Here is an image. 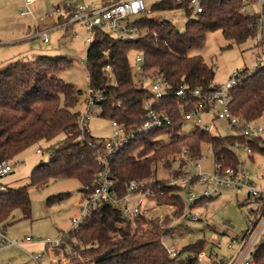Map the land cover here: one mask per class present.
Masks as SVG:
<instances>
[{
	"label": "trees",
	"instance_id": "1",
	"mask_svg": "<svg viewBox=\"0 0 264 264\" xmlns=\"http://www.w3.org/2000/svg\"><path fill=\"white\" fill-rule=\"evenodd\" d=\"M109 1L112 0L102 3ZM181 6L174 0L151 4V8L159 11ZM241 6V0H205L200 13L192 15L185 11L187 19L182 29L162 16L142 15L135 20L142 33L134 40H123L104 29L93 28L84 66L89 89L87 100L94 99L99 116L116 121L126 130L136 129L150 108L171 120L169 125L137 135L111 153L94 146L97 140L105 138L92 136L87 126L80 123L81 113L74 106L81 90L59 76L71 65L69 57L39 54L32 60L9 62L0 69V159L12 160L31 145L50 141L63 132V138L45 148L46 161L31 170L30 185L40 188L50 180L72 178L80 183L79 191L84 192L95 183V173L102 167L95 155L99 149L107 158L109 177L118 197L125 194L130 180L154 176L157 163L167 162V157L181 147H187L189 155L196 157L204 145L211 144L219 160L227 165L237 164L238 157L229 148L234 136L198 128L180 135L178 99L169 95L159 101L150 100L147 89L134 82L128 55L132 50L142 55L146 76L159 75L175 88L184 84L210 89L216 85L215 66L195 51L204 47L206 34L216 30L229 41L227 47L254 38L259 14H243ZM65 7L67 18L71 7ZM62 19L59 16V21ZM71 26H65L66 30ZM242 73L241 82L231 89L230 109L248 121L257 120L264 112V65L258 62L253 70L246 68ZM0 186V226L5 228V221L16 209L29 217L27 187H4L1 181ZM159 190L155 203L176 206L178 211L183 209V185L161 182ZM172 231L161 227L158 217L148 218L142 211L131 219L123 216L120 208L103 203L77 230L68 231L66 240L72 244L70 239L76 238L78 242L70 263L194 264L195 255L204 249L205 241L189 243L176 256H171L161 238ZM182 252L186 255L181 256ZM257 252V264H264V244Z\"/></svg>",
	"mask_w": 264,
	"mask_h": 264
},
{
	"label": "rangeland",
	"instance_id": "2",
	"mask_svg": "<svg viewBox=\"0 0 264 264\" xmlns=\"http://www.w3.org/2000/svg\"><path fill=\"white\" fill-rule=\"evenodd\" d=\"M103 1L78 0L77 2L87 6H99ZM156 1L158 0H145L147 7L150 8L149 16H162L169 19L177 29H182L187 19L185 11L182 8L165 11L151 8V4ZM57 5H61V11L67 14V8L61 3V0H33L30 5L36 18L33 20L29 15L22 16L20 14L24 10V0H0V69L11 61L18 59L28 61L39 54L66 55L72 63L61 71L59 76L81 90L79 101L74 109L81 113V117L86 113L89 114L86 126L92 136L110 138L111 121L100 117L99 108L96 105H89L87 100L88 78L86 68L82 63L88 46V43L85 42L89 35L87 28L79 23L72 24L68 30L53 28L49 33L48 43H43L40 38L35 36L37 30L43 31L50 28L52 25L50 20L44 21L41 19V15ZM246 11L250 15L259 13L252 3L247 5ZM134 18V16L130 17V19ZM28 30L31 37L27 42L20 43L24 45L8 42L12 34L19 32V35L23 36L24 32H28ZM111 34L116 36V33ZM261 38L262 33L257 30L254 38L248 39L242 44L232 43L227 47L229 41L223 37L221 31L216 30L206 34L204 47L195 53L201 54L208 64L215 66L214 82L221 84L228 80L235 69L239 71L246 68L253 70L258 62L264 65V61H261V58L262 60L264 58V40ZM135 55L136 52L133 50L128 55L134 82L138 86L148 89L151 86L152 78L143 79L141 74L135 71ZM88 109L89 112H87ZM259 119H264V112ZM191 130V123L186 122L183 132L189 133ZM212 132L230 135L233 133V129L229 128L224 120H218L212 125ZM64 136L65 133L61 132L50 141H40L19 153L11 160L13 172L0 180L4 187L26 186L30 199L29 217H24L22 212L16 209L5 221L8 238L23 242L20 246H8L0 249V264H37L28 253H43L38 261L39 264H71V257L76 255L75 248H73L78 243L76 238L70 239L72 244L66 240L67 238H64L62 245L58 249L52 250L47 249L45 241L61 240L64 233L72 227L71 218L79 215L76 204L81 201L80 183L72 178L56 179L50 180L43 187L36 188L30 185L29 178L31 170L48 158V151L45 148ZM161 137L166 138L165 135ZM37 148H41L43 151L38 153L36 152ZM201 151L205 155L201 166L203 170H210L213 161L212 154L208 152L206 145L202 147ZM239 154L241 162L251 172L253 179L258 185H264V155L256 153L254 160L251 161L242 152ZM171 167L172 164L169 160L166 163L161 161L157 163L156 172L151 177L168 183L171 178L176 177V174L169 173ZM197 189L199 192L200 188ZM244 196V193H236L233 189L222 190L218 196L198 203L194 209L199 216L197 220L183 217V209L178 211L176 206L170 204H153L152 200H146L141 205V210L148 218L158 217L162 227L175 224L172 226L171 234L163 238V242L167 246L173 244L169 237L171 235L176 240V246L179 247L198 240L205 241L206 245L203 251L206 255L210 252V243L220 242L222 247L217 248L215 245L212 247L219 254H224L223 245L229 237L238 236L246 226L243 217L246 208L241 204ZM181 197L185 202L188 192L182 191ZM50 198L51 201L48 202ZM130 203L134 204V199ZM25 237H30L32 240L24 241ZM180 255L185 256L186 254L182 252Z\"/></svg>",
	"mask_w": 264,
	"mask_h": 264
},
{
	"label": "built area",
	"instance_id": "3",
	"mask_svg": "<svg viewBox=\"0 0 264 264\" xmlns=\"http://www.w3.org/2000/svg\"><path fill=\"white\" fill-rule=\"evenodd\" d=\"M78 0H61L64 6H70V16L61 11V5L50 9L41 15V19L53 21L48 29L37 30L35 36L40 38L43 43L49 42V33L53 28H65L67 25L79 23L87 28L89 35L85 42L89 43L93 37V28L99 27L110 33H116V36L123 40H134L141 35L137 28L135 20L139 16H149L150 8L147 7L145 0H112L107 3H101L99 6H87L77 2ZM182 6L184 11L192 15L200 13L203 10L205 0H174ZM33 0H24V10L21 15H29L36 20L30 5ZM240 11L246 14V7L249 3L255 5L259 10L256 30L262 33L264 40V0H241ZM59 16L63 19L59 21ZM134 16V19L130 17ZM38 29V28H36ZM76 36V34H74ZM85 59L82 61L84 63ZM261 61H264V58ZM135 71L141 74L143 79L152 78L151 86L147 89L150 94V100L159 101L165 96L174 95L178 99L181 119L179 122L180 135L184 133L183 129L186 122L191 123L192 130L198 128L203 132L212 131V125L218 120H224L227 126L233 129V143L229 146L231 151L237 155V164L227 165L213 152L211 144H207L208 152L212 154L213 161L210 170H203L201 161L205 155L201 153L196 157L189 155L187 147H181L178 152L167 157L172 164L169 173H174L176 177L171 178L170 183L183 185V191L188 192V197L183 202V217L190 220H197L198 214L194 211L198 202L207 201L218 196L222 190L233 189L236 193H244L241 201L246 208L243 217L245 221L244 230L240 231L238 236H230L223 245L224 254H219L213 250L212 245L217 248L222 247L220 242L210 243V252L208 255L203 250L197 252L194 264H257L259 246L264 244V185H258L253 179V175L248 168L241 162L240 152L246 157L254 158L255 154H264V119L248 121L242 117L236 116L231 112V89L241 82L243 73L239 70H233L228 80L221 84H216L210 89L200 87H188L181 84L177 88L171 86L165 79L159 75L146 76L144 61L141 54L134 58ZM89 105H94V99L88 100ZM89 112V109L87 110ZM88 113L81 117L80 123L87 125ZM171 123L167 115L157 112L150 108L143 116L142 123L136 129L126 130L116 121H111L112 133L110 138L99 139L94 146H100L103 151L111 153L123 147L129 141L134 140L137 135L147 134L152 130L163 128ZM191 130V131H192ZM190 131V132H191ZM189 132V133H190ZM97 144V145H96ZM36 152L40 153L39 149ZM96 158L102 164V167L95 173V183L91 187H86L81 193V201L76 204L79 215L71 218L72 227L67 230L61 240L55 242L45 241L47 249H58L64 238L68 236V231L77 230L79 224L86 219L93 210H96L101 204L107 203L121 209L123 216L135 218L141 210V205L146 200H154L156 195L160 194L159 187L161 180L151 177L141 180H130L123 196H117L113 187V182L109 177V168L107 158L99 149H96ZM166 162L165 160L163 161ZM11 160L0 159V180L13 172ZM1 188V186H0ZM200 188L199 192L197 191ZM134 199V204L131 200ZM153 204H158L153 201ZM144 212V211H143ZM145 214V213H144ZM177 224V223H176ZM174 226L175 224H171ZM172 226H163V228H172ZM162 227V226H161ZM161 241L171 256H176L182 247L176 246L175 238L169 235L173 244L166 245ZM30 237H25L24 241H31ZM23 242V241H22ZM21 241L8 238L6 228L0 226V249L8 246H20ZM206 245V242H205ZM30 258L37 262L43 256L42 254L28 253Z\"/></svg>",
	"mask_w": 264,
	"mask_h": 264
},
{
	"label": "crops",
	"instance_id": "4",
	"mask_svg": "<svg viewBox=\"0 0 264 264\" xmlns=\"http://www.w3.org/2000/svg\"><path fill=\"white\" fill-rule=\"evenodd\" d=\"M50 23H53V21L50 22ZM29 35H30V31L29 30H28V32L25 31L23 36L19 35V32H17V33H14V34H12L10 36L8 42H11V43H19V45H24V44H20V43L27 42L28 39L31 37V35L30 36ZM24 48L26 49V47H24Z\"/></svg>",
	"mask_w": 264,
	"mask_h": 264
}]
</instances>
